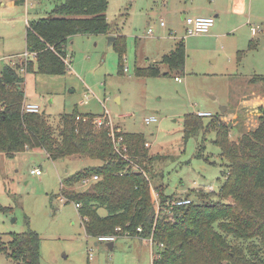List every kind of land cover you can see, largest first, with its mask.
<instances>
[{"label": "rangeland", "instance_id": "374dc122", "mask_svg": "<svg viewBox=\"0 0 264 264\" xmlns=\"http://www.w3.org/2000/svg\"><path fill=\"white\" fill-rule=\"evenodd\" d=\"M62 1L10 4V0H0V66L21 60L28 22L49 16ZM211 1L108 0L110 31L70 36L64 74L35 70L21 74L26 101L37 104L53 127L61 113L77 107L81 113L106 114L124 132L143 133L148 154L155 158L151 163L158 175L154 183L163 184L166 193L175 195L188 193L194 183L212 184L214 192L200 198L194 191L191 198L216 200L225 166L213 142L215 133L210 129L187 135L184 118L209 112L211 116H202L206 125L225 106L222 121L228 123L231 140L257 126V104L264 89L250 79L264 75V0H243L242 13L229 11L225 21L230 25L221 35H185L179 9L185 10L186 17H197L200 15L188 12L184 5ZM244 19L245 24L240 25ZM114 25L125 39L122 70L113 41L108 42L109 36L118 35L111 29ZM251 28L257 32L252 34ZM149 29L153 32L148 33ZM178 41L185 46L183 73L159 63L158 75L135 74L136 68L158 64ZM151 116L156 120L146 122ZM96 163L99 160L82 156L52 160L39 148L13 157L0 152V240L7 242L11 232H24L28 227L35 230L40 237V264H151L153 242L122 235L110 249L108 242L85 234L74 202L60 201V181ZM31 169H40L41 174L31 173ZM74 189L84 190L86 185L80 182ZM99 213L105 214V209L100 208ZM0 264L14 262L0 253Z\"/></svg>", "mask_w": 264, "mask_h": 264}, {"label": "trees", "instance_id": "16d2710c", "mask_svg": "<svg viewBox=\"0 0 264 264\" xmlns=\"http://www.w3.org/2000/svg\"><path fill=\"white\" fill-rule=\"evenodd\" d=\"M107 4L108 0H63L49 16L28 22L25 51L35 53L36 68L34 60H29L26 72L64 74L70 36L110 31ZM112 44L122 70L124 35L118 34ZM250 44L253 46L254 41ZM19 61L1 64L0 152L13 157L18 152L39 148L52 160L71 156L99 160V164L87 165L66 176L60 187L65 202L78 204L77 212L88 237L116 234L151 238L155 246L151 264H264V95L257 104V126L242 132L236 140L229 138L228 123L222 121L226 118L224 113L220 112L206 125L202 116H185L187 135L200 130L214 131L213 142L224 160V180L216 200L195 201L191 193L195 191L203 198L207 192L192 188L185 194L192 199L189 204L172 206L166 202L175 194L166 193L163 184L153 182L158 176L151 164L155 158L148 154L143 133L124 132L110 125L106 114L81 113L77 107L61 113L56 127L44 112H24V76L19 72ZM159 63L183 73L184 42H176L158 64L136 68L135 74L158 75ZM250 81L260 82L264 89V75L253 76ZM97 117L102 118L100 125L95 121ZM111 130L122 136L119 154ZM133 164L137 169L128 167ZM94 175L98 179L88 183L86 189H74ZM100 208L105 209V214L99 213ZM170 213L173 221L168 219ZM39 243V234L28 227L24 232H11L7 242L0 240V253L14 264H40Z\"/></svg>", "mask_w": 264, "mask_h": 264}, {"label": "built area", "instance_id": "2783aa9c", "mask_svg": "<svg viewBox=\"0 0 264 264\" xmlns=\"http://www.w3.org/2000/svg\"><path fill=\"white\" fill-rule=\"evenodd\" d=\"M214 23V18L212 16H197V17H184V24H185V35H195V34H200V33H206L209 31V29L212 27ZM161 24L163 25V22H161ZM252 34H255L257 32L256 28H251ZM148 32H151V29H149ZM35 58V53H29V52H24L23 54H21V60L19 61V72L21 74H24L26 72V65L28 63L29 60H33ZM65 62H67V58L65 59ZM9 64H13V62H8ZM0 71H1V66H0ZM22 110L24 112H29V113H36V112H40L39 106L35 103H30L27 102L26 99L23 101L22 103ZM197 115L199 116H211V113L209 112H197ZM77 118H79V116H77ZM156 120V118L154 116H151L149 118H146V122H150V121H154ZM96 123L98 125L101 124L102 122V118L97 117L96 118ZM109 123L111 125V121L109 119ZM117 132H120V128L116 129ZM114 130H111L110 132V136L112 138V141L114 143V148L117 151V153L119 154V146H120V141L122 140V136H116L114 134ZM122 151L125 152V147H122ZM123 158L127 159V155L124 154ZM128 167H132L133 169H137V166H135L134 164L132 166H128ZM31 173L34 174H41V170L40 169H31ZM98 176L94 175L90 178H86L83 181H81L82 183H84L85 185H87L88 183H90L91 181L97 180ZM60 184L61 181H60ZM193 188L197 189V190H202L204 192H212L214 191L213 185L212 184H196L194 183ZM60 201L61 202H65V198L60 197ZM192 201V199L190 197H187L185 194L183 195H175L171 200H168L166 203L170 204L172 206H176V205H184V204H189ZM75 207H78V204H75ZM168 219L173 221L174 217L173 215L170 213L168 215ZM116 230H119V228H116ZM138 231H140V227L137 228ZM118 236L116 234H111V235H101L97 238L98 241H105V242H113ZM143 239H147L148 241L152 242L151 238H143ZM152 260V259H151Z\"/></svg>", "mask_w": 264, "mask_h": 264}, {"label": "crops", "instance_id": "0c3cea01", "mask_svg": "<svg viewBox=\"0 0 264 264\" xmlns=\"http://www.w3.org/2000/svg\"><path fill=\"white\" fill-rule=\"evenodd\" d=\"M10 4H14V1L10 0ZM184 7L186 8V10H188V12H193V13L199 14L200 16H212L214 18L215 23L212 25V28H210L208 31L210 35L213 33L221 35L223 31H226L228 29L230 23H227V21H225V15H227L229 11H232L233 15L237 13L238 14L242 13L244 11L243 0H220V1L212 0L210 4H207V5H194L193 4V5H184ZM179 10L181 12V19L184 23V17H186V12L185 10L183 11H181V9ZM161 22H160V25H162ZM241 24H245V19L242 20L240 25ZM114 28L118 31L116 32V34H122L121 31L118 30V27H115L114 25L113 28L111 29H114ZM235 28L236 27H234L232 30H234ZM115 36L116 35H114V37ZM66 171L68 170L65 169V172ZM134 238L139 239V237H136V236ZM113 246H114V243L112 245V248Z\"/></svg>", "mask_w": 264, "mask_h": 264}, {"label": "water", "instance_id": "95a60500", "mask_svg": "<svg viewBox=\"0 0 264 264\" xmlns=\"http://www.w3.org/2000/svg\"><path fill=\"white\" fill-rule=\"evenodd\" d=\"M114 38H115L114 36H109V37H108V42H109V44H111V42L114 40ZM225 109H226L225 106L221 107V108H220V112L223 113V112L225 111ZM42 113H43V112H42ZM107 245H108V247H109L110 249H112L113 242H108Z\"/></svg>", "mask_w": 264, "mask_h": 264}]
</instances>
